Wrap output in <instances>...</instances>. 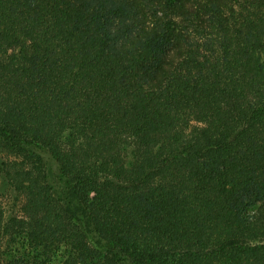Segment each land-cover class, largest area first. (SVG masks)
I'll use <instances>...</instances> for the list:
<instances>
[{"label": "trees", "instance_id": "16d2710c", "mask_svg": "<svg viewBox=\"0 0 264 264\" xmlns=\"http://www.w3.org/2000/svg\"><path fill=\"white\" fill-rule=\"evenodd\" d=\"M0 264H264V0H0Z\"/></svg>", "mask_w": 264, "mask_h": 264}]
</instances>
